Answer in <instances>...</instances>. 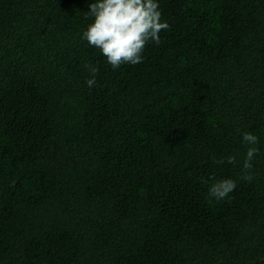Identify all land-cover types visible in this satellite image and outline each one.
Wrapping results in <instances>:
<instances>
[{
  "label": "trees",
  "instance_id": "trees-1",
  "mask_svg": "<svg viewBox=\"0 0 264 264\" xmlns=\"http://www.w3.org/2000/svg\"><path fill=\"white\" fill-rule=\"evenodd\" d=\"M94 2L0 0V264H264V0H158L170 30L115 70Z\"/></svg>",
  "mask_w": 264,
  "mask_h": 264
},
{
  "label": "clouds",
  "instance_id": "clouds-1",
  "mask_svg": "<svg viewBox=\"0 0 264 264\" xmlns=\"http://www.w3.org/2000/svg\"><path fill=\"white\" fill-rule=\"evenodd\" d=\"M88 7L90 11L86 15L91 17V21L83 31L82 39L98 48L113 70L124 64L142 63L147 44L154 42L159 45L160 32L170 30L158 0H95ZM84 67L89 71L86 86L94 87L99 68L91 63H85ZM242 139L247 149L240 178L250 182L254 179L253 159L260 152L259 139L249 131L242 133ZM214 162L225 161L214 159ZM226 162L235 165L237 160L235 156H228ZM201 182L206 183L203 180ZM236 186V181L231 178L214 179L209 186L208 195L222 201Z\"/></svg>",
  "mask_w": 264,
  "mask_h": 264
}]
</instances>
